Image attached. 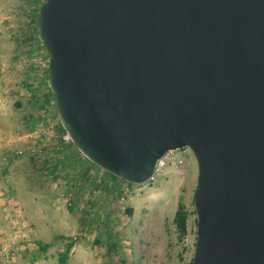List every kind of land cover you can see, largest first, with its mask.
Masks as SVG:
<instances>
[{
  "label": "water",
  "instance_id": "1",
  "mask_svg": "<svg viewBox=\"0 0 264 264\" xmlns=\"http://www.w3.org/2000/svg\"><path fill=\"white\" fill-rule=\"evenodd\" d=\"M37 24L75 148L133 185L190 149L191 264H264V0H44Z\"/></svg>",
  "mask_w": 264,
  "mask_h": 264
},
{
  "label": "rangeland",
  "instance_id": "2",
  "mask_svg": "<svg viewBox=\"0 0 264 264\" xmlns=\"http://www.w3.org/2000/svg\"><path fill=\"white\" fill-rule=\"evenodd\" d=\"M43 2L0 0V256L7 264H59L73 240L68 260L82 254L73 264H191L195 157L188 148L168 152L140 185L94 173L63 140L47 85L49 55L37 35ZM178 203L187 217L182 239Z\"/></svg>",
  "mask_w": 264,
  "mask_h": 264
},
{
  "label": "trees",
  "instance_id": "3",
  "mask_svg": "<svg viewBox=\"0 0 264 264\" xmlns=\"http://www.w3.org/2000/svg\"><path fill=\"white\" fill-rule=\"evenodd\" d=\"M105 173V172H104ZM107 174V173H106ZM111 176V175H110ZM174 223L176 225L178 231V237L182 239L187 234V217L184 206L182 203H178L177 209L174 215ZM36 245V244H35ZM74 245V241L71 240L64 245L62 252L59 254L58 263L59 264H67L68 254L72 246ZM34 246V245H33ZM40 249L45 250L46 246H39Z\"/></svg>",
  "mask_w": 264,
  "mask_h": 264
},
{
  "label": "crops",
  "instance_id": "4",
  "mask_svg": "<svg viewBox=\"0 0 264 264\" xmlns=\"http://www.w3.org/2000/svg\"><path fill=\"white\" fill-rule=\"evenodd\" d=\"M95 167V166H94ZM97 169V168H96ZM98 172V174H99V176L100 177H102L103 179H108V180H110V181H112V183L114 184V185H117V183L114 181V178H111V176L109 175V174H106V173H104V172H102V170H100L99 168H98V170H94V173H97ZM111 183V182H110ZM112 191V190H111ZM79 202H81V200L79 201ZM36 244V245H35ZM33 245L34 246H36V248L39 250L40 248H39V243H33ZM43 246V245H42ZM81 245H79V246H76V248H79ZM8 247H10L11 249H16L15 248V244L13 243L12 245H10V246H8ZM81 248H82V246H81ZM2 249H5V247L0 243V251L2 250ZM41 250V249H40ZM82 251H83V249H82ZM62 252V251H61ZM60 252V253H61ZM59 253V254H60ZM83 253V252H82ZM58 254V255H59ZM57 255V258H56V263H58V256ZM81 253H75V256L73 257V259H69L68 261H67V264H73L74 262L75 263H78L77 262V260L81 257ZM0 264H7V262L4 260V258L2 257V256H0Z\"/></svg>",
  "mask_w": 264,
  "mask_h": 264
},
{
  "label": "built area",
  "instance_id": "5",
  "mask_svg": "<svg viewBox=\"0 0 264 264\" xmlns=\"http://www.w3.org/2000/svg\"><path fill=\"white\" fill-rule=\"evenodd\" d=\"M63 140L65 141V142H70V139H69V137H68V135L66 134V136H63ZM167 154V153H166ZM166 154L161 158V159H159L158 161H157V164H156V167H155V171H154V173L156 172V171H159V170H161V168L165 165V159H166Z\"/></svg>",
  "mask_w": 264,
  "mask_h": 264
}]
</instances>
